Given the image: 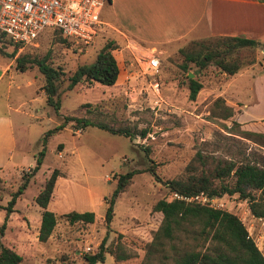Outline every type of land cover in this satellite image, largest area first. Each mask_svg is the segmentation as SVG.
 <instances>
[{"label":"rangeland","instance_id":"374dc122","mask_svg":"<svg viewBox=\"0 0 264 264\" xmlns=\"http://www.w3.org/2000/svg\"><path fill=\"white\" fill-rule=\"evenodd\" d=\"M110 37L103 26L90 44L78 49L45 32L33 44L15 49L14 55L15 44L5 35L0 37V70L12 63L9 74L13 77L9 89H6L8 73L0 79V112L6 110L4 105L17 108L16 112H10L12 116L17 115L13 125H21L18 130L23 132L27 142L26 164L0 169L1 205L6 204L10 193L20 184L22 174L34 165L33 155L40 149L41 135L61 122L64 124L62 129L47 137L40 167L15 200L0 234V242L21 257L19 264H85L84 255L96 251L103 238L104 245L115 253L126 255L116 262L113 255L106 252L103 262L96 264H172L167 245L146 253L161 220V214L151 210V206L158 199L173 197V193L144 170L146 166L152 163L158 177L166 180L200 173L210 175L217 160L264 164V147L259 144L264 139L242 133L251 130L237 122L235 111L225 120L210 116L212 100L220 96L225 101L221 92L230 75L219 72L213 64L201 71L189 64L186 73H191V78L201 83L193 100L187 97L186 84L178 82L184 81L185 75L179 67L182 58L178 49L196 40L152 51L160 62L154 78L158 85L155 94L149 85L151 79L141 73L137 63L143 52L123 36L116 40ZM203 39L206 38L199 40ZM108 40L114 42L111 53L119 69L115 83L107 86L82 80L62 92L57 112L45 104L39 89L43 79L36 66L27 67L23 73L15 68L16 56L25 57L26 64V57H40L48 52V63L63 72V87L75 67L90 64L97 50ZM134 49L139 53H133ZM253 56L260 62L264 49L256 47ZM248 67L250 65L241 69ZM25 81H30V85H25ZM16 84L20 85L18 89ZM64 116L126 128L134 135L129 138L91 125L81 129L73 120H64ZM141 132L144 136L139 135ZM52 168L62 173L52 202L56 223L48 238L38 241L40 210L33 198ZM131 169L139 172L132 175L124 190L116 196L113 216L106 227L102 220L103 198L110 196L117 175ZM232 181L231 177L221 180L226 184ZM231 195H235L231 209L234 213L249 206L248 198L236 193ZM72 210L92 212L93 221L71 223L61 216ZM3 217L4 210L0 209V224ZM116 242L121 247L116 248Z\"/></svg>","mask_w":264,"mask_h":264},{"label":"trees","instance_id":"16d2710c","mask_svg":"<svg viewBox=\"0 0 264 264\" xmlns=\"http://www.w3.org/2000/svg\"><path fill=\"white\" fill-rule=\"evenodd\" d=\"M51 35L71 48L82 49V47L73 46L70 40L61 37L57 31H53ZM2 36L3 34L0 33V37ZM15 46L12 55H14L15 49L19 48V45L15 44ZM258 46L264 49V43L243 36H215L192 41L188 47L179 48L178 52L182 58L179 67L185 72V75L184 81L178 82L186 84L188 99L193 100L201 88V83L186 73L189 64H192L197 71H201L208 64H213L219 72L232 75L242 67L255 62L253 51ZM113 48L112 40L105 41L97 50L93 61L90 64L77 65L66 77V84L63 87L61 78L63 72L48 63V52L40 57H26V64L25 57L16 56L14 57L15 68L23 72L27 67L36 66L43 79L39 89L43 92L45 104L57 112L62 92L72 89L82 80L89 84L98 83L107 86L114 84L119 69L111 53ZM209 111L210 116L222 120L233 115L232 107L226 104L220 96L212 100ZM64 120H73L75 126H79L81 129L91 125L129 138L134 135L126 128H113L103 123H93L85 118L64 116ZM63 126L64 124L61 122L41 135L38 140L40 149L34 155V165L24 175L22 174L20 184L10 193L6 204H0V209L4 210L0 234L8 214L13 210L15 200L40 167L47 137L62 129ZM242 133L264 139V133L255 131H242ZM144 134L139 133L140 136H144ZM259 144L264 147V141ZM144 170L148 171L155 181L162 183L169 192L176 195L189 196L199 191L208 195L236 193L242 198H248V207L253 214L264 216V164L231 159L217 160L210 170V175L200 173L184 179L166 180H161L158 177L152 163L148 164ZM137 172L139 171L131 169L117 175L115 187L110 196L107 199L103 198L105 208L102 220L106 227L113 216V204L116 196L124 190L132 175ZM61 176L62 173L59 169L52 168L33 198V202L40 208L38 241H45L56 223V216L51 207ZM225 177H231L232 183H222L221 180ZM214 179L218 180V183L214 182ZM250 190L257 194L251 193ZM151 210L159 212L161 220L147 245L146 253L148 254L167 245L171 250L172 264H264L263 258L251 240L245 237V230L235 213L209 208L176 197L156 200L151 206ZM61 216L71 223L92 222L94 218V214L90 211L72 210L61 214ZM104 243L105 238L101 239L96 251L84 255L85 264L103 262L106 252L112 254L116 262L125 258L124 252L115 253ZM115 246L116 248L121 247L119 242H116ZM20 260L21 257L16 252L0 242V264H19Z\"/></svg>","mask_w":264,"mask_h":264},{"label":"crops","instance_id":"0c3cea01","mask_svg":"<svg viewBox=\"0 0 264 264\" xmlns=\"http://www.w3.org/2000/svg\"><path fill=\"white\" fill-rule=\"evenodd\" d=\"M100 18L110 38L123 36L143 54L215 36H243L264 43V0H106ZM11 64L0 70V79L8 73L6 89L13 80ZM224 83L221 96L235 111L237 122L245 129L264 133V57L230 75ZM4 106L6 110L0 112V169H14L26 164L27 142L18 130L21 125H13L17 115L10 112L17 108Z\"/></svg>","mask_w":264,"mask_h":264},{"label":"built area","instance_id":"2783aa9c","mask_svg":"<svg viewBox=\"0 0 264 264\" xmlns=\"http://www.w3.org/2000/svg\"><path fill=\"white\" fill-rule=\"evenodd\" d=\"M106 0H0V33L19 47L33 44L45 32L57 31L70 40L73 46L85 48L103 28L100 11ZM134 52H138L135 49ZM139 53V52H138ZM141 73L151 79V90L157 94L154 79L159 69V59L152 53L137 58ZM173 197L209 208L231 209L235 195H208L203 191L189 196L173 193ZM241 209V210H240ZM237 215L245 237L253 243L264 260V216L253 214L246 206ZM231 210V211H230Z\"/></svg>","mask_w":264,"mask_h":264},{"label":"water","instance_id":"95a60500","mask_svg":"<svg viewBox=\"0 0 264 264\" xmlns=\"http://www.w3.org/2000/svg\"><path fill=\"white\" fill-rule=\"evenodd\" d=\"M191 75H192L191 73H188V76H189V77H191Z\"/></svg>","mask_w":264,"mask_h":264}]
</instances>
